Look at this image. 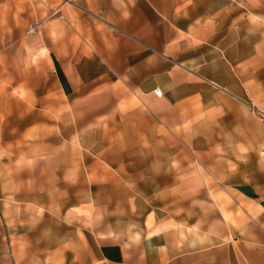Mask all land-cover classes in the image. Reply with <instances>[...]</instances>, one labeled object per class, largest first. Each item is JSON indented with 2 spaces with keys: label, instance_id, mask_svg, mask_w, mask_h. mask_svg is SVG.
<instances>
[{
  "label": "crops",
  "instance_id": "0c3cea01",
  "mask_svg": "<svg viewBox=\"0 0 264 264\" xmlns=\"http://www.w3.org/2000/svg\"><path fill=\"white\" fill-rule=\"evenodd\" d=\"M0 264H264V0H0Z\"/></svg>",
  "mask_w": 264,
  "mask_h": 264
},
{
  "label": "built area",
  "instance_id": "2783aa9c",
  "mask_svg": "<svg viewBox=\"0 0 264 264\" xmlns=\"http://www.w3.org/2000/svg\"><path fill=\"white\" fill-rule=\"evenodd\" d=\"M29 32H30V31H29ZM154 95H155L156 97L160 98L161 95H162V93H161L160 90H155V91H154Z\"/></svg>",
  "mask_w": 264,
  "mask_h": 264
}]
</instances>
